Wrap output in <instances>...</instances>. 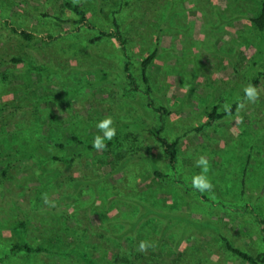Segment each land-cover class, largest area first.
<instances>
[{"label":"rangeland","instance_id":"obj_1","mask_svg":"<svg viewBox=\"0 0 264 264\" xmlns=\"http://www.w3.org/2000/svg\"><path fill=\"white\" fill-rule=\"evenodd\" d=\"M73 1L87 25L60 0H0V264H247L222 237L264 251V31L249 20L264 0ZM116 28L124 51L91 42ZM107 116L124 137L89 149ZM158 137L178 141L173 166Z\"/></svg>","mask_w":264,"mask_h":264},{"label":"trees","instance_id":"obj_2","mask_svg":"<svg viewBox=\"0 0 264 264\" xmlns=\"http://www.w3.org/2000/svg\"><path fill=\"white\" fill-rule=\"evenodd\" d=\"M61 4L63 7L67 8L68 10L72 11L77 17L78 20L77 22L81 25L86 24L87 25V16L86 13L84 11V9L81 7V5L77 2H74L73 0H60ZM249 20L260 30V31H264V2H262L261 4V8L260 11L257 12L255 15H252L249 17ZM116 25V23H115ZM15 31V30H14ZM17 32V30H16ZM20 34V36H22L25 40H31L32 38V34L29 33L28 31L25 30H20L18 32ZM114 38L117 43L119 44L120 48L124 51L125 50V40L123 39L122 33L120 32L119 28H116L114 31H105V30H99L98 35H96L93 39H91V42H96L99 41L103 38ZM158 52V48L156 47L148 56H146L142 62V79L143 82L147 84V92H150V87L148 85V79L145 75V71L147 66L151 63V61L154 59V57L156 56ZM126 61L123 64L125 71L127 72V74L129 75V60H128V56L126 53H124ZM257 61H254V63H256ZM129 78L132 77L129 76ZM1 108H0V112H1ZM214 115V114H212ZM125 130L124 131H118V133L115 136V140L114 141H108L105 142V144L108 146L113 145L115 142H117L118 140H120L121 138L124 137L125 135ZM124 133V134H123ZM128 138V135H127ZM129 139L128 141H130L131 145H137L135 142V140H137V136L134 138H132V134L129 133ZM72 140L80 143L81 141L78 140L76 137H72ZM147 142V140H145ZM145 141H141L142 144H144V146H148L150 144H146ZM140 143V142H139ZM177 140H173L170 141L168 139H166L165 137H158V144L159 147L161 148V150L163 151V153L166 156V159L168 160V163L173 166L176 162V158H177ZM54 144L58 147H63L64 143L62 141H54ZM87 147L89 149H93V144H89L87 145ZM145 148L143 149H137L136 147H131L130 148V156L132 158H140V154L141 152H143ZM141 150V151H140ZM61 160V159H59ZM153 174L155 175V177L158 180H162L165 178V174L158 168L153 167ZM261 222L264 223V219H261ZM197 225H206L205 223H196ZM18 226L22 229L25 226V222L23 219H20L18 221ZM222 244L223 247L231 252L233 255L237 256L242 262H245L247 264H264V251L260 252V253H249L246 252L244 250H242L241 248L234 246L226 237H222ZM10 251L12 253H18V252H24V253H39L43 251V248L41 246H32L28 243L25 242H16L13 243Z\"/></svg>","mask_w":264,"mask_h":264},{"label":"clouds","instance_id":"obj_3","mask_svg":"<svg viewBox=\"0 0 264 264\" xmlns=\"http://www.w3.org/2000/svg\"><path fill=\"white\" fill-rule=\"evenodd\" d=\"M244 93L248 101H255L257 98V93L256 89L249 85L244 88ZM114 121L111 116L104 117L103 119H100L96 123L97 129L102 132V135H97L94 137L93 140V147L96 148L97 150H102L107 147L105 144V141H110L112 138L116 135V128L113 126ZM197 166L201 167L202 169V174L195 176L192 179V187L199 190L200 192H204L206 190H210L212 188V183L209 180V178L204 175V173L208 172V160L201 156L197 160ZM148 245L145 242L140 243V249L144 250Z\"/></svg>","mask_w":264,"mask_h":264}]
</instances>
